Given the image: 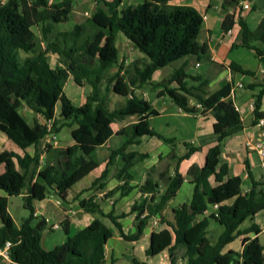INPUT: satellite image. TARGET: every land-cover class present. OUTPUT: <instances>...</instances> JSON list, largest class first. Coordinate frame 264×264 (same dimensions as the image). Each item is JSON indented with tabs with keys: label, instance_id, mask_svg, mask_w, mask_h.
Returning a JSON list of instances; mask_svg holds the SVG:
<instances>
[{
	"label": "trees",
	"instance_id": "16d2710c",
	"mask_svg": "<svg viewBox=\"0 0 264 264\" xmlns=\"http://www.w3.org/2000/svg\"><path fill=\"white\" fill-rule=\"evenodd\" d=\"M92 1L96 5L95 12L70 31H63L59 26L70 21L73 0L57 3H50V0H0V133L22 151V155L12 151L0 153V165L5 166L0 174V191L6 195L0 197V250L5 243L11 244L7 251L9 264H104V245L112 233L99 219L69 236L66 218L62 222L66 241L45 251L40 246V230L32 224V203L52 191L64 202L67 191L99 166L100 160L94 157V151L111 142L113 136L122 138V142L110 149L107 165L111 166L116 157L124 162L117 174L122 184L104 197L119 190L122 197L131 191V176L127 171L146 156L125 151L128 146L137 144V139L142 136L155 137L170 146L168 158L174 163V175L171 177L167 172L158 175L166 185L163 194H158V185L152 181L139 188L146 196L130 209L137 222L131 235L123 234L113 213L104 216L92 200H82L79 208L107 217L127 241L139 240L148 221L161 214L183 182L178 172L179 164L189 159L198 147L184 144L186 152L179 156L174 139L164 138L151 129L149 119L157 117L158 112L135 94L145 86L160 89L157 97L167 96L185 113L211 111L216 122L215 144L208 150L203 166H192L188 171L193 185L190 201L172 209L174 218L173 222H166L168 229L151 233L146 256L154 257L167 250L171 264H176L179 258L185 264H264V248L258 237L243 238L241 253H223V249L237 237L251 232L256 236L259 234L255 225L244 232L239 227L264 209V193L257 190L258 184L252 182L249 192L242 194L240 177L227 178V165L220 163L223 141L243 129L230 94L232 83L223 81L214 92H206L205 83L191 87L186 80L199 79L188 76L185 66L174 69L159 83L151 82L156 71L186 57L209 59L207 44L197 42L203 25L202 15L192 7H169L168 3L173 0H142L136 5L124 0ZM243 1L226 0V3L240 7ZM235 24L241 29V47L253 51L264 69V17L251 30L242 16L234 19L232 15H226L222 29L228 32ZM33 28H38L40 36ZM118 34L143 55L141 60L126 66L119 61ZM49 55L56 57L54 66L49 62ZM115 67L116 72L111 73ZM228 68L231 73L254 76L253 72L243 70L235 63L229 64ZM69 77L77 86L91 88L79 107L63 91V82ZM172 84L176 87L171 88ZM255 86L261 87L254 99V123H257L264 118V113L259 112L264 95V74L261 82L247 87ZM113 95L124 100L118 101L111 110L109 98ZM189 98H193L200 109L190 106ZM57 104L59 112L56 116ZM23 106L51 123L50 130L36 120L28 123L20 114ZM132 116L137 117L135 123L113 133L112 124ZM63 127L71 129L75 144L63 151L65 168L57 179L52 165L46 164L39 169V155L31 157L25 149L36 147L50 132L57 134ZM78 149L87 155L88 160L77 156ZM108 166L92 183L90 190L105 188ZM211 177L217 183L214 187L209 184ZM24 190L27 191L24 207L29 216L17 227L8 212V198L20 196ZM229 201L230 204H225ZM210 208L216 210L213 219L223 228L215 243L206 237L207 219L195 222Z\"/></svg>",
	"mask_w": 264,
	"mask_h": 264
},
{
	"label": "crops",
	"instance_id": "0c3cea01",
	"mask_svg": "<svg viewBox=\"0 0 264 264\" xmlns=\"http://www.w3.org/2000/svg\"><path fill=\"white\" fill-rule=\"evenodd\" d=\"M61 1L62 0H55V2H53L50 0V3H57ZM124 1L133 5L142 3V0ZM245 1L249 2L251 5L250 11H240V7L230 6L226 3V0H173L168 3L169 7H192L203 17V25L197 42L199 44H207L209 50V59L199 60L195 56L186 57L180 60L179 65L175 68L177 69L179 67L185 66V73L188 76L199 79L198 81L187 79L186 82L188 85L191 87H197L201 83H205L207 84L205 87L206 92H214L219 88L223 81L232 83V87L236 84L243 85L242 89L235 90L232 97L233 103L240 114L243 129L223 141L220 155V163L226 164L228 168L227 178L233 176L240 177V190L242 194L249 192L252 187V182L257 183V190L264 193V156H261L258 152V149L256 148L257 145H260L264 151V125L258 126V122L254 123V109L250 108V104L255 106L254 99L259 94L261 87L255 86L250 89L247 87L249 85H254L255 83L261 82L263 79L264 69L258 58L255 57L253 51L241 47L242 36L240 27L235 24L228 32H224L222 29V22L226 15H232L234 19L240 15L245 19L249 29H255L264 17V0ZM74 3L75 0H73L72 6ZM125 41L127 44L133 46L132 43L128 41L122 34L117 35L116 46L118 52L119 45L125 43ZM136 51L139 53L140 59H142L143 55L137 49ZM121 61L124 62L125 66L128 65V62L125 58H121ZM231 63L239 65L243 70L253 72L254 76L250 77L239 73H231L228 68L229 64ZM164 69L158 70L153 74L151 80L152 83H159L165 79L160 78L164 73ZM161 71L163 72L161 73ZM69 79H71V77H69L67 80ZM67 80L63 82V91ZM170 87L175 88L176 85L172 84ZM69 89L71 91H69L70 93H68L66 96L76 107L81 106L91 92V88L89 86L79 87L74 83V81L72 84H70ZM142 89L143 88L136 90L135 93L142 91ZM159 90L160 89L153 90L151 87H148V93H151V95L150 97L143 98L148 103H150L154 110L158 112L157 117L163 115V113L166 111V108L174 107L177 110V113L181 114L184 118H192L197 122L196 128L193 132H190L188 127H184V125H180L179 127V130L182 133L190 134V142L177 139V137L163 136L164 138L174 139L175 148L177 145L182 146L184 149L182 151L177 152L175 149L176 154L179 156L186 152L184 144L198 147V150L193 153L189 159L184 160L179 164L178 172L181 175L183 182L179 189H177L175 192L172 199L167 202L161 214L153 216L148 221L139 240L127 241L120 236L118 229L107 217L104 216L112 212L113 216L120 224L123 234H133L135 232L137 222L135 220V213H131L130 209L133 204L139 202L141 198H145L146 196L140 193L139 188L147 181H152L158 185V194H163L166 191V185L159 180L158 175L160 173L167 172L168 175L172 177L174 175V163L168 158L171 152L169 145L163 143L155 137L142 136L137 139V144L128 146L125 151L126 153L137 152L146 156L145 159L135 163L127 171L131 176V180L129 181L131 191L122 197H120V190L109 197H104L105 194L112 192L113 189L119 187L122 184V181L117 179V174L123 168L124 162L119 157H116L111 166L107 165L110 149L116 148L122 142V138L113 136V140L111 142H106L104 145L100 146L94 151V157L100 160L99 166L76 182L67 191V196L64 202H61L55 195L54 191H52L51 193H46L41 200L34 201L32 203L34 221H37L38 223L42 222L39 232L40 246L43 250L50 251L54 247L62 245L66 241L67 235L64 233L62 228V222L66 218L69 221V236L75 235L77 232L88 226L93 220L99 219L107 228L111 230L112 233V237L104 245V264H106L107 260V245L109 241L113 239L115 234L118 241L128 243L131 246H134L138 243L141 244L143 242L144 246H141V249H143L145 264H171L167 250L154 257L146 256L145 251L149 246L150 235L152 232H157L161 229H168L166 222H173V208H171L170 203L176 197L183 184L186 183L189 186H192L193 191V185L190 184L191 178L188 176V171L192 166H196L198 168L203 166L208 150L215 144L214 137L216 136V122L211 111L204 114L200 112L196 114H188L181 111V109L174 105L167 96L157 97L156 94L159 92ZM109 100V104H112L113 101H116V98L110 97ZM195 103L196 102L193 98H189L190 106L195 105ZM58 112L59 105L57 104L56 116L58 115ZM259 112L264 113V95L260 101ZM35 116L36 117L33 120H36L40 125H46L50 130L51 123L45 122L38 115ZM136 120L137 117L135 116L126 117L122 121L112 124L113 133H116L123 127L135 123ZM150 120L151 118L149 119V123ZM261 120H264V118ZM60 131L57 134L50 132L39 141L36 147L31 146L25 149V152L31 157H33L35 154L39 155V169L43 168L46 164L52 165L54 167V176L57 179L60 178V175L65 168V158L63 156V151L75 144L72 138L70 140L64 141L58 140ZM8 143H10L12 148L7 146ZM3 151H12L22 155V151L14 146L4 134L0 133V153ZM77 156L88 160L87 155L80 149L77 150ZM107 166L109 170V176L106 181L105 188L98 191L90 190L92 183L101 175ZM4 170L5 166L0 165V174H2ZM248 173H250V177L248 176ZM33 182L34 178L32 183ZM209 184L211 187L217 185L213 177L209 179ZM53 188H55V186H53ZM26 195L27 191L24 190L23 198ZM191 195L187 200V203L190 201ZM4 196H6L5 193L0 191V197ZM52 200H54L55 203H52ZM82 200H92L93 203H96L99 206V209L104 216L98 213H90L80 209L78 204ZM230 203L231 202L229 201L225 204ZM215 215L216 210L214 208H210L206 210L203 215L198 216L195 219V222L200 221L203 218L207 219V235L210 230L212 231L217 227H221L213 219ZM253 225L259 229V234L257 236L252 232L241 235L233 242L228 244L223 249V253L228 251L241 253L242 240L245 237L250 239L258 237L260 243L261 238H264V209L257 213L252 219L245 220L239 227V230L244 232ZM58 230L61 231L60 235H57L55 238L50 236L53 231ZM219 235L216 237V239H214V241H209L211 243H215ZM112 253L110 254L111 263L114 261ZM0 260H2L4 264L10 263L9 259L7 257L5 258L1 254ZM176 264H185V261L179 258Z\"/></svg>",
	"mask_w": 264,
	"mask_h": 264
},
{
	"label": "rangeland",
	"instance_id": "374dc122",
	"mask_svg": "<svg viewBox=\"0 0 264 264\" xmlns=\"http://www.w3.org/2000/svg\"><path fill=\"white\" fill-rule=\"evenodd\" d=\"M2 2H6L7 0H1ZM55 2V0H52ZM59 1V0H57ZM95 4L92 0H75L73 5V12L71 14L70 22L67 24H63L59 26L60 30H71L75 24H80L85 21L86 18H89L95 12ZM33 31L37 36H40L38 28H33ZM120 36V35H119ZM118 36V37H119ZM121 58H125L128 64H131L134 61L141 60L139 53L136 49L125 43L119 45V60ZM49 62L51 66H54L56 63V57L49 55ZM180 61L173 63L169 67H166L163 71L164 73L161 75L160 78H168L169 75L173 72V70L179 65ZM117 68L111 70V73L116 72ZM161 71V73L163 72ZM72 78L67 80L64 85V92L66 95L71 91L69 89L70 84H72ZM148 87H143L142 91H138L136 96L139 98H146L150 97L151 93H148ZM116 98V101H113L112 104H109V108L112 110L114 107L117 106L118 101H123L124 99L113 95ZM112 105V106H111ZM21 116L29 123H32L33 119L36 117L34 113L30 112V110L23 106L20 109ZM196 120L192 118H184L181 114L177 113V110L174 107L166 108V111L163 115L159 117H152L150 120V127L154 129L158 134L164 137H177V139L190 142V134L189 133H182L179 130L180 125H184V127H188L190 132H193L196 128ZM177 130V131H176ZM70 131L71 129L68 127H63L58 135V140H70ZM8 147L12 148L10 143L7 145ZM178 151L184 150L182 146L177 145L175 148ZM192 191V186L184 183L179 192L177 193L176 197L170 203L171 208H176L182 204H187V200L189 199ZM52 203H55L52 200ZM8 212L11 215L15 225L20 227L21 223L24 219L29 216V212L24 207V198L23 192L20 196L17 197H10L8 199ZM33 225L36 227L38 225L37 221L33 220ZM223 231L222 227H217L214 230H210L207 235V238L211 241H214L216 237ZM61 231H53L50 236L55 238L57 235H60ZM261 245L264 246V238L260 240ZM141 246H144V243H138L136 245H130L128 243H123L118 241L116 234L113 236L107 245V260L106 264H145L144 263V253ZM113 251V253H112ZM112 253L114 261L111 263L110 254ZM135 262V263H134ZM0 264H4L2 260H0Z\"/></svg>",
	"mask_w": 264,
	"mask_h": 264
},
{
	"label": "built area",
	"instance_id": "2783aa9c",
	"mask_svg": "<svg viewBox=\"0 0 264 264\" xmlns=\"http://www.w3.org/2000/svg\"><path fill=\"white\" fill-rule=\"evenodd\" d=\"M129 1V0H128ZM241 10L242 11H250L251 10V5L249 2L247 1H243L241 2V4L239 5ZM264 73V71H263ZM243 88V85L242 84H236L235 86H233L230 90V94L231 96L233 97L234 95V92L236 89H242ZM196 108L200 109V105L196 104L195 105ZM250 108L251 109H254V105L253 104H250ZM264 125V120H259L258 121V126H263ZM249 145V144H247ZM256 148L258 149V152L261 156H264V151L263 149L261 148L260 145H257ZM251 149H254V148H251ZM11 246V244L9 242L5 243L4 247L0 250V254L3 255L5 258L7 257V251L9 249V247ZM8 258V257H7Z\"/></svg>",
	"mask_w": 264,
	"mask_h": 264
},
{
	"label": "water",
	"instance_id": "95a60500",
	"mask_svg": "<svg viewBox=\"0 0 264 264\" xmlns=\"http://www.w3.org/2000/svg\"><path fill=\"white\" fill-rule=\"evenodd\" d=\"M41 226H42V222H39L38 225L35 227V229L39 231L41 229Z\"/></svg>",
	"mask_w": 264,
	"mask_h": 264
}]
</instances>
